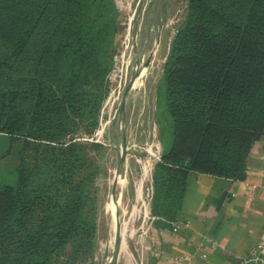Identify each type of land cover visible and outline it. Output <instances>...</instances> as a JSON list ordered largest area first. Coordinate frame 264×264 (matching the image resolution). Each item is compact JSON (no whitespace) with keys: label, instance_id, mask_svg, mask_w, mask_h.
<instances>
[{"label":"trees","instance_id":"trees-1","mask_svg":"<svg viewBox=\"0 0 264 264\" xmlns=\"http://www.w3.org/2000/svg\"><path fill=\"white\" fill-rule=\"evenodd\" d=\"M64 1L52 20L51 2L30 11L14 4L12 14L0 18V39L9 45V56H0V77L39 45V31L59 53L50 71L33 79L28 113L16 104L18 90L0 87V136L9 142L0 163L24 139L17 152L16 184L0 183V264H48L70 236H94V222L77 219L75 206L51 207L45 196L51 186L35 180L43 144V155L52 150L61 156L63 184H74L82 165L75 153L79 144L72 140L79 121L87 125L88 138L94 134L106 96L102 81L115 52L112 0ZM66 10L75 15L74 22ZM103 19L112 28L104 27V40L97 44L96 27ZM164 78L171 144L154 167L151 212L156 219L176 221L190 174L245 181L248 157L264 139V0H189ZM32 145L35 166L29 172L23 155ZM85 146L103 150L95 142ZM85 164L94 170L76 186L93 183L97 175L90 151Z\"/></svg>","mask_w":264,"mask_h":264},{"label":"rangeland","instance_id":"rangeland-1","mask_svg":"<svg viewBox=\"0 0 264 264\" xmlns=\"http://www.w3.org/2000/svg\"><path fill=\"white\" fill-rule=\"evenodd\" d=\"M149 1L151 0H112L116 9L113 25L115 28L113 39L115 52L112 59H110L108 72L104 75L102 81L106 96L100 107L94 134L91 138H88L85 134L87 125L79 121L75 138L72 140L73 142L77 141L79 144L75 153L81 160L78 166L82 165L78 176L74 177L75 185L67 187L63 184L65 170L61 168L62 158L59 153L57 154L52 150L49 153L47 152V155H43L46 145L41 144V153L38 155V160L35 161L37 162L36 166L34 165L33 145L23 155L27 160L29 172L33 170L34 166L36 168L35 180L38 179L41 184L45 183L51 186V191L45 195L51 207L55 208L57 206V208H60L64 204L75 206L79 212L77 213V219L87 220L95 224L93 238L86 239L79 235L70 236L66 244L54 251L48 264H106L109 261L113 250L111 242L113 236L112 219L117 208V204L111 199V191L117 165L118 152L116 146L119 144L121 134L120 116H118L117 111L121 104L123 91L135 71L137 56H140V65H143L148 60L149 53L152 52L151 62L147 70L142 73V76L144 75L142 78L143 85L133 87L127 99L126 134L128 156L125 163L126 179L122 183L120 182L116 194L119 205L118 213L123 228L127 223L129 229L134 231L130 238H127L128 253H121L117 264H136L134 260L139 259L141 253L145 251L143 249L144 244H141L139 240L142 237L144 238V234L148 233V229L153 222L152 197H149V191L152 186L154 167L162 152L171 144V117L166 103L164 67L171 51L172 42L185 22L189 3V0L165 1L166 14L163 25L159 28L157 34V41L154 38L155 31H152V40L145 53L144 50L146 49L143 44L147 32L151 29L148 23L145 22L148 9L146 5ZM46 2L52 4L51 20L57 5L65 6L64 0H0V18L12 14L14 4L20 5L23 10L30 11L33 7ZM66 13L73 18L74 22L75 15H72L69 10H66ZM111 25L112 22H108L106 19L98 23V27H96L97 37L101 42L97 44H101L104 40V27L108 26L111 29ZM136 28H138L137 34L139 35L135 32ZM42 34L41 31L37 34L35 40L39 41V45L31 47L28 57L19 60L20 63L19 61L15 62L14 70L4 71L0 77V87L19 91L20 95L16 99V104L27 113L34 100L33 79L45 76L46 72L50 71L52 62L59 56L55 44L50 48L44 41ZM60 34L61 31H58V36ZM135 40L138 43L137 52H135L133 46ZM0 56L4 58L9 56V45L1 39ZM28 118L29 116H27V122ZM23 140L20 139V141L15 142L11 155H8L0 163V183L2 185L13 186L17 182L15 173L19 161L17 152L18 149H21V141L23 142ZM68 142L69 140L66 138L64 146H67ZM86 142L99 143L103 145V150L87 149ZM8 148L7 138L0 136V154H5ZM89 151L96 162L97 175L94 177L93 183L85 182L76 186L77 182L79 184L87 172L94 170V168L89 169L87 163L85 164ZM71 165L69 164V170H71ZM146 167L150 172L144 175V168ZM141 182L143 200H138L136 189ZM77 198H80L79 203H77ZM130 253L133 254L134 260L129 259ZM43 259L42 256L40 261H43Z\"/></svg>","mask_w":264,"mask_h":264},{"label":"crops","instance_id":"crops-1","mask_svg":"<svg viewBox=\"0 0 264 264\" xmlns=\"http://www.w3.org/2000/svg\"><path fill=\"white\" fill-rule=\"evenodd\" d=\"M245 181L189 175L176 221L152 218L136 264H264V139L247 160ZM174 224L177 230L174 231ZM142 247V246H141ZM257 258V259H256Z\"/></svg>","mask_w":264,"mask_h":264},{"label":"water","instance_id":"water-1","mask_svg":"<svg viewBox=\"0 0 264 264\" xmlns=\"http://www.w3.org/2000/svg\"><path fill=\"white\" fill-rule=\"evenodd\" d=\"M137 23V21H136ZM136 34L138 33V28L135 30ZM140 32V31H139ZM139 35V34H137ZM134 50L137 52L138 49V43L135 40L134 41ZM152 54L148 58V60L143 64L140 65L139 59L136 60V68L134 73L132 74L128 84L126 85L123 94H122V100L121 104L118 108L117 114L120 116V141L119 144L116 146V150L118 152L117 155V165L115 169V176H114V181H113V187L111 191V199H113L114 203L117 204V208L115 209V230H114V243H113V250L112 254L109 257V261L106 264H117V261L120 257L121 254V245H122V240H121V235H122V228L123 224L121 221V217L118 213V208L119 205L117 203L116 199V194H117V188L120 182H123L126 179L125 176V163L127 161V156H128V146H127V134H126V106H127V99L129 94L133 90L134 83L138 78H143L144 75L142 76L143 71L147 70V67L149 66L152 58ZM145 74V73H144ZM141 84L143 85V79ZM141 85V86H142Z\"/></svg>","mask_w":264,"mask_h":264},{"label":"flooded vegetation","instance_id":"flooded-vegetation-1","mask_svg":"<svg viewBox=\"0 0 264 264\" xmlns=\"http://www.w3.org/2000/svg\"><path fill=\"white\" fill-rule=\"evenodd\" d=\"M165 1L166 0H151L146 5L148 9H147L146 16H145V22L148 23V26L151 27V29L150 31L147 32L146 37H145V43L143 44V47L146 50H144V52L148 50L149 44L151 43L152 31L153 32L155 31L154 38L157 41V38H158L157 34L159 31V28L163 25V20L166 14ZM155 21H156V24H155ZM151 53L152 52L149 53L148 58L150 57ZM137 59H139L140 61V56H137Z\"/></svg>","mask_w":264,"mask_h":264},{"label":"bare ground","instance_id":"bare-ground-1","mask_svg":"<svg viewBox=\"0 0 264 264\" xmlns=\"http://www.w3.org/2000/svg\"><path fill=\"white\" fill-rule=\"evenodd\" d=\"M126 71V70H125ZM141 82H142V78H138L137 80H136V82L134 83V86L133 87H138L140 84H141ZM101 130V129H100ZM98 134V133H97ZM154 144V143H153ZM150 145V144H149ZM148 146V145H147ZM159 159V158H158ZM148 164V163H147ZM150 168V167H149ZM150 171H149V169H147V167L146 168H144V175H146V174H148ZM122 183V182H121ZM136 195H137V199L138 200H143V186H142V182L140 183V185H139V187L136 189ZM113 204V203H112ZM115 205V204H114ZM108 206H110L109 204H108ZM111 210V209H110ZM135 213V212H134ZM114 215V214H113ZM115 216H113V219H112V239H111V242H112V244L114 243V230H115ZM134 233V231H131L130 229H129V224H125L124 225V228L122 229V237H121V240H122V245H121V253H125V254H127L128 252V245H127V238L129 237L130 238V236L132 235ZM123 255V254H122ZM130 255V254H129ZM127 257V256H126ZM128 258V257H127ZM130 259V258H129ZM124 260H125V258H124ZM129 261V260H128ZM131 261V260H130ZM125 263H127V262H125Z\"/></svg>","mask_w":264,"mask_h":264},{"label":"built area","instance_id":"built-area-1","mask_svg":"<svg viewBox=\"0 0 264 264\" xmlns=\"http://www.w3.org/2000/svg\"><path fill=\"white\" fill-rule=\"evenodd\" d=\"M160 160V159H159ZM153 195V187L151 186L150 188V191H149V197L151 196L152 197ZM177 225L178 224H174V227H173V230L176 231L177 230ZM264 250V235L262 236V240H261V243L258 245L257 247V252H263ZM257 259V258H256Z\"/></svg>","mask_w":264,"mask_h":264}]
</instances>
